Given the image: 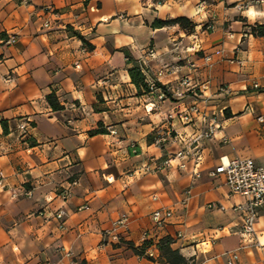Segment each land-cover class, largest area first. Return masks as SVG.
I'll return each mask as SVG.
<instances>
[{
    "label": "crops",
    "instance_id": "0c3cea01",
    "mask_svg": "<svg viewBox=\"0 0 264 264\" xmlns=\"http://www.w3.org/2000/svg\"><path fill=\"white\" fill-rule=\"evenodd\" d=\"M178 17L195 29L157 25ZM256 24H264L260 0H0V264H70L62 248L82 264H170L158 246L165 237L186 264H264V247L240 234L233 207L245 198L210 176L236 157L264 166V36L252 33ZM135 65L148 84L175 88L188 77L211 97L201 105L222 128L201 142L200 177L190 160L187 170L177 159L153 170L185 147L179 136L206 124L169 120L194 98L139 91ZM53 93L60 110L47 101ZM171 123V137L158 144ZM159 209L173 211L162 227L152 220ZM123 215L122 239L113 241L106 231ZM256 230L264 244V207ZM145 241L154 258L129 246ZM234 252L238 261L226 255Z\"/></svg>",
    "mask_w": 264,
    "mask_h": 264
},
{
    "label": "built area",
    "instance_id": "2783aa9c",
    "mask_svg": "<svg viewBox=\"0 0 264 264\" xmlns=\"http://www.w3.org/2000/svg\"><path fill=\"white\" fill-rule=\"evenodd\" d=\"M27 2V0H23ZM167 0H158V4H165ZM261 3L264 0H260ZM50 22L46 23V27H50ZM17 39L15 36L9 38L8 43L14 44ZM153 54L154 51H151ZM207 61L211 58L206 57ZM166 71L161 70L158 73V80H160ZM158 82V81H157ZM155 81L149 83L150 92L158 91L157 99L162 101L168 98L184 99L187 97L194 98L195 102L186 107L183 111L179 113H173L168 115L169 120L178 119L181 123L186 125H195L198 123L206 124L204 129H199L196 133L187 136H179L184 142L185 147L173 155L169 156L161 165L157 166L153 170H160L165 167H170L172 161L177 159L180 161L179 168L181 170L188 169V160L193 163L192 174L196 177H200L201 168L204 162L203 148L201 142L204 139H212L215 134L222 128L219 121L218 115L213 113L208 114L207 106L211 97H208L203 93L200 86L194 83L188 77L182 78L178 82L177 87H172L171 85H164V87L159 88L156 86ZM256 90H260L258 84L254 85ZM220 92L224 95H230L231 90L228 87H221ZM206 107H203L202 105ZM154 107L148 108L147 110L151 112ZM22 130H26L27 124L21 125ZM173 124L165 131H159L157 137V143L163 145L167 142L168 138L171 137L173 133ZM146 171H151L149 165L145 166ZM152 170V171H153ZM222 175L225 178L226 185L229 187L230 191L234 195H240L245 198V202L241 204H236L233 209L239 211L242 217V224L240 229V234L245 241L246 245H252L258 248L264 247V244L260 241L257 230H256V219L258 217L259 209L264 207V166L258 165L251 158L236 157L227 161H221V163L216 167L215 170L210 172L211 177H217ZM0 185H2L3 174L0 175ZM71 196V193L66 190L60 193L62 200H67ZM215 204H211L209 208L215 207ZM224 208L223 206H221ZM66 213L62 210L58 211L55 216L58 219H63ZM173 217V211L170 209H159L152 213V220L158 226H164L168 220ZM127 217L123 215L115 224L111 231H106L105 236H110L113 241H121L122 237L118 233V230L127 225ZM60 228L64 229V225ZM182 236V234H178ZM146 239L147 236L144 235ZM66 257L71 259L70 264H82L80 259H77L71 250H66L62 248ZM150 258H154L152 252H146ZM230 260L238 261L239 256L236 252L232 254H226ZM190 264H194L193 261Z\"/></svg>",
    "mask_w": 264,
    "mask_h": 264
},
{
    "label": "trees",
    "instance_id": "16d2710c",
    "mask_svg": "<svg viewBox=\"0 0 264 264\" xmlns=\"http://www.w3.org/2000/svg\"><path fill=\"white\" fill-rule=\"evenodd\" d=\"M172 24H178L183 29L187 30L188 32H192L195 29V24L186 17H178L176 19H171L167 21H157V25L159 26H165V25H172ZM252 33L256 36H264V24H256L252 26L251 28ZM130 75L132 82L137 86L139 91L148 93L150 92V87L147 82V77L139 65H135L133 68L130 69ZM156 86L159 88L164 87L161 83L157 82ZM140 93V92H139ZM47 101L51 105V107L54 110H60L63 108V106L60 104L57 96L53 93L47 96ZM3 125L6 129V123L3 122ZM106 131L103 129H96L91 131L92 135L105 133ZM173 243V240L170 237L163 238L159 243V249L161 251V255L164 258V260L170 264H186V260L184 257H182L178 250H175L171 247V244ZM150 241H145L144 244L140 247H135L134 244L129 243V246L133 249V251L139 255V256H145L146 250L151 246Z\"/></svg>",
    "mask_w": 264,
    "mask_h": 264
}]
</instances>
